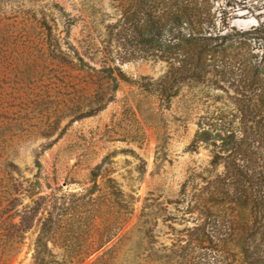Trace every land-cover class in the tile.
<instances>
[{"label": "rangeland", "instance_id": "rangeland-1", "mask_svg": "<svg viewBox=\"0 0 264 264\" xmlns=\"http://www.w3.org/2000/svg\"><path fill=\"white\" fill-rule=\"evenodd\" d=\"M211 3L219 29L257 30L253 53L264 58V0ZM120 15L112 0H0V56H9L15 67L0 72V117L16 120L12 155L29 181L24 188L39 174L34 198L77 192V235L86 228L85 215L95 209L80 195L93 188L97 197L113 178L125 194L139 198L136 216L146 197L151 198L148 204L157 200L161 205L156 241L165 254L178 239L188 238L189 229L215 217L234 221L240 214L235 186L224 185V167L211 164L208 135L195 140L204 130L215 137L225 122L237 126L249 93L246 83L232 75L220 85L191 83L180 96L164 99L157 89L164 64L130 61L121 68L132 82H118L105 97L112 101L104 110L78 119L89 109H82L87 78L77 70V52L107 40L106 26ZM49 32L60 59L40 52L38 44ZM37 231L35 222L22 251L7 264H31Z\"/></svg>", "mask_w": 264, "mask_h": 264}, {"label": "trees", "instance_id": "trees-1", "mask_svg": "<svg viewBox=\"0 0 264 264\" xmlns=\"http://www.w3.org/2000/svg\"><path fill=\"white\" fill-rule=\"evenodd\" d=\"M112 2L121 15L106 26L107 40L77 52V70L87 78L81 89L86 101L82 109H89L78 119L104 110L112 101L105 97L117 90L118 82H132L121 68L130 61L164 64L157 89L168 100L191 83L220 85L225 77L239 76L249 93L239 124L225 122L215 137L204 130L195 141L208 135L211 164L224 167V185L235 186L240 214L234 221L215 217L189 229L187 239H178L161 254L156 241L161 205L157 200L148 204L151 198L146 197L136 216L139 198L125 194L115 179L108 178L97 197L93 188L80 195L95 209L85 215L86 228L77 235V192L34 198L39 174L24 188L29 181L12 155L16 120L0 117V264L20 254L35 222L31 264H85L93 256L89 264H264V58L253 53L257 30L219 29L211 0ZM38 45L43 54L60 59L62 52L50 32ZM13 65L9 56H0V72L14 71ZM39 155L36 164L41 167ZM253 159L258 163L251 169ZM27 198L31 204L24 205Z\"/></svg>", "mask_w": 264, "mask_h": 264}]
</instances>
